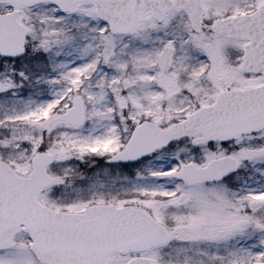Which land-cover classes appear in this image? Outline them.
I'll list each match as a JSON object with an SVG mask.
<instances>
[{"label": "snow or ice", "instance_id": "1", "mask_svg": "<svg viewBox=\"0 0 264 264\" xmlns=\"http://www.w3.org/2000/svg\"><path fill=\"white\" fill-rule=\"evenodd\" d=\"M0 264H264V0H0Z\"/></svg>", "mask_w": 264, "mask_h": 264}]
</instances>
